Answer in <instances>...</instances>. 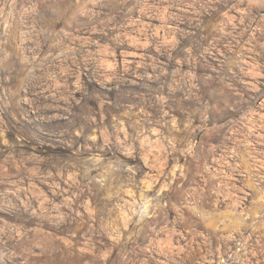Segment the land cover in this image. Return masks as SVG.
<instances>
[{
  "label": "clouds",
  "instance_id": "9594fccd",
  "mask_svg": "<svg viewBox=\"0 0 264 264\" xmlns=\"http://www.w3.org/2000/svg\"><path fill=\"white\" fill-rule=\"evenodd\" d=\"M0 264H264V0H0Z\"/></svg>",
  "mask_w": 264,
  "mask_h": 264
}]
</instances>
